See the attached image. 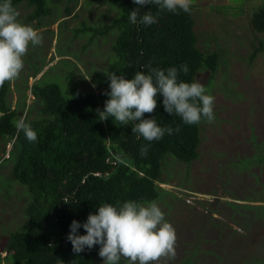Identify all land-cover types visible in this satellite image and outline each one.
<instances>
[{"label":"rangeland","instance_id":"rangeland-1","mask_svg":"<svg viewBox=\"0 0 264 264\" xmlns=\"http://www.w3.org/2000/svg\"><path fill=\"white\" fill-rule=\"evenodd\" d=\"M191 5L197 44L205 51L220 47L222 58L210 82L208 70L196 75L207 84L205 94L215 98L214 121L199 123V157L185 162L169 154L162 161L167 184L159 183L162 191L154 201L177 237L175 259L166 264H184L187 259L190 264H264V33L250 24L264 0H192ZM46 6L50 13L41 17L34 16L28 0L15 7L18 21L43 37L41 45H29L24 68L11 83L12 108L26 98L20 119L31 103L36 104L27 88L36 79L57 82L68 98L90 86L99 92L95 73L115 59L111 42L116 31L91 40L85 32L75 35V29L104 25L120 14L119 8L106 0H46ZM257 47L261 50L251 60ZM37 67L41 70L34 76ZM37 108L31 109V116L39 114ZM12 144L0 140V163ZM3 163L0 264H11L7 237L24 222L31 195L11 178L13 162Z\"/></svg>","mask_w":264,"mask_h":264},{"label":"trees","instance_id":"trees-1","mask_svg":"<svg viewBox=\"0 0 264 264\" xmlns=\"http://www.w3.org/2000/svg\"><path fill=\"white\" fill-rule=\"evenodd\" d=\"M23 1L12 0V5L15 8ZM106 1L119 8L120 14L104 25L86 24L75 29V35L85 32L91 40L99 35L111 37L106 35L116 31L111 42L115 59L95 73L99 92L90 86L68 98L57 82L44 77L36 79L27 86L36 102L29 105L24 117L37 134V140L29 142L24 132H17L15 127L20 110L26 108V98L20 107L12 108L9 100L12 84L6 82L0 88V140L13 143L3 162H13L11 178L26 186L31 195L24 222L7 237V259L11 264H101L100 245L73 253L67 240L72 221L83 225L89 214H96L98 206L106 203L119 207L129 200L140 203L156 200L162 191L159 183H166L162 178L163 159L169 154L185 162L199 157L200 124H184L179 116L168 114L162 95L157 96L155 111L145 113L143 119L155 118L158 126L178 127L179 131L172 135L165 133L157 141L138 138L131 131L132 123L120 125L111 117L99 120L96 109L103 111L109 99L104 93L110 91L107 75L111 72L131 79L137 71L149 74L153 68L175 67L178 82L191 83L206 69L211 74L210 82L222 58V49L205 51L197 44L192 5L190 13L177 14L161 11L155 4L139 6L133 0ZM28 2L35 7L34 16L50 13L46 0ZM134 9L138 11V19L151 11L157 22L131 23L129 15ZM250 24L254 31L264 33V5L254 12ZM260 50L261 47L254 50L251 60ZM185 64L187 74L181 71ZM40 70L37 67L33 75ZM34 107H38L39 114L31 116ZM142 146L148 148L146 156L140 154ZM77 234L85 235L86 231L80 227ZM184 264H190L189 259Z\"/></svg>","mask_w":264,"mask_h":264},{"label":"clouds","instance_id":"clouds-1","mask_svg":"<svg viewBox=\"0 0 264 264\" xmlns=\"http://www.w3.org/2000/svg\"><path fill=\"white\" fill-rule=\"evenodd\" d=\"M133 3L139 6L155 4L161 11L179 14V11L190 13L192 0H133ZM19 16L12 0H0V88L19 78L29 45L35 47L43 42L37 30L18 21ZM129 20L133 24L152 25L157 22V17L148 11L138 19V11L134 9ZM181 71L188 73L186 64L181 66ZM107 77L110 91L104 94L109 99L105 101L103 111L96 109L99 120L111 117L120 125L132 123L131 131L148 142L162 139L165 133L172 135L179 131L178 127L158 126L155 118L143 119L145 113L151 114L157 108L158 95L163 97L165 111L179 116L184 124H198L202 118L211 123L215 119V98L205 94L206 88L199 81L178 82L175 67L153 68L149 74L137 71L131 79L114 72ZM15 127L17 132H24L29 142L37 140L36 132L23 118L16 121ZM147 151V146H142L141 156H146ZM80 227L85 229V235L77 234ZM176 239L174 227L165 220L155 201L140 203L132 200L119 207L107 203L98 206V212L89 214L83 225L73 220L67 236L74 254L100 245L98 255L103 258V264H120L122 260L127 264H160L161 261L166 264L175 259Z\"/></svg>","mask_w":264,"mask_h":264}]
</instances>
